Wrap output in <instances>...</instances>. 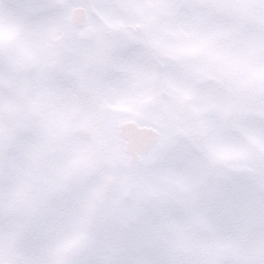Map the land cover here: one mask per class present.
<instances>
[{
  "label": "snow or ice",
  "instance_id": "snow-or-ice-1",
  "mask_svg": "<svg viewBox=\"0 0 264 264\" xmlns=\"http://www.w3.org/2000/svg\"><path fill=\"white\" fill-rule=\"evenodd\" d=\"M0 264H264V0H0Z\"/></svg>",
  "mask_w": 264,
  "mask_h": 264
}]
</instances>
